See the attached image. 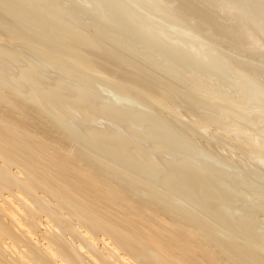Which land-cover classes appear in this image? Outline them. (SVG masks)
<instances>
[{
    "label": "bare ground",
    "instance_id": "6f19581e",
    "mask_svg": "<svg viewBox=\"0 0 264 264\" xmlns=\"http://www.w3.org/2000/svg\"><path fill=\"white\" fill-rule=\"evenodd\" d=\"M0 264H264V0H0Z\"/></svg>",
    "mask_w": 264,
    "mask_h": 264
},
{
    "label": "rangeland",
    "instance_id": "374dc122",
    "mask_svg": "<svg viewBox=\"0 0 264 264\" xmlns=\"http://www.w3.org/2000/svg\"><path fill=\"white\" fill-rule=\"evenodd\" d=\"M231 79H232V76H231ZM231 81H232V83H233V82L235 81V79H234V81H233V79H232ZM227 87H228V88H227ZM223 88H225V90H227V91H230V90L232 91V90H234V86H232V84H229V86H225V87L223 86ZM107 89H108V91L110 92V89H109L108 87H107ZM107 89H106V90H107ZM111 90H112V89H111ZM112 91H113V90H112ZM112 91H111V93H112ZM109 92H108V93H109ZM114 92H115V91H114ZM114 92H113V93H114ZM104 93H105L108 97H110V95H111L110 93L108 94L107 91H105V89H104ZM113 93H112V95H114ZM112 95H111V96H112ZM116 96H117V95H115V97H116ZM112 97H113V96H112ZM112 97H111V98H112ZM118 97H119V96H118ZM113 98H114V97H113ZM113 98H112V99H113ZM116 98H117V97H116ZM116 98H114V99H116ZM120 98H121V97H119V99H117V102L115 101L117 104H118V103L120 104V102H122V103L120 104L121 106H124V105H130V104H131L130 101H129V102H130V104H129V102H127V101L124 100L123 98H122V99H120ZM119 100H120V101H119ZM126 103H127V104H126ZM119 104H118V105H119ZM122 104H123V105H122Z\"/></svg>",
    "mask_w": 264,
    "mask_h": 264
}]
</instances>
